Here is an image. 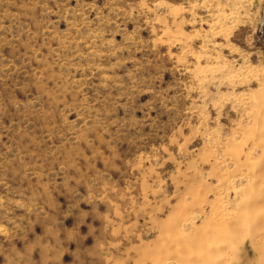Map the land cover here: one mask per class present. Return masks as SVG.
Segmentation results:
<instances>
[{"label": "rangeland", "instance_id": "374dc122", "mask_svg": "<svg viewBox=\"0 0 264 264\" xmlns=\"http://www.w3.org/2000/svg\"><path fill=\"white\" fill-rule=\"evenodd\" d=\"M0 264H264V0H0Z\"/></svg>", "mask_w": 264, "mask_h": 264}]
</instances>
